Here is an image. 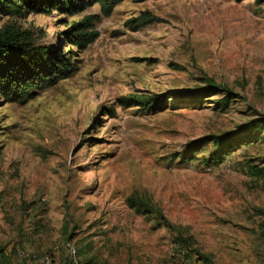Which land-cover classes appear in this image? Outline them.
Instances as JSON below:
<instances>
[{
    "label": "rangeland",
    "instance_id": "obj_1",
    "mask_svg": "<svg viewBox=\"0 0 264 264\" xmlns=\"http://www.w3.org/2000/svg\"><path fill=\"white\" fill-rule=\"evenodd\" d=\"M93 13L0 29L68 50ZM95 29L69 77L0 101V264H264V128L241 127L264 120V0H124ZM231 131L211 159L201 139Z\"/></svg>",
    "mask_w": 264,
    "mask_h": 264
},
{
    "label": "trees",
    "instance_id": "obj_2",
    "mask_svg": "<svg viewBox=\"0 0 264 264\" xmlns=\"http://www.w3.org/2000/svg\"><path fill=\"white\" fill-rule=\"evenodd\" d=\"M124 0H0V16L28 14H48L57 12L62 15H75L87 8L97 5L99 13L84 15L64 29L58 39L73 48L64 50V44H38L27 30L4 26L0 29V101L3 103H23L31 99L37 89L51 86L59 80L69 77L77 70V54L83 51L98 36L95 23L101 16H109L114 8ZM239 1V0H237ZM142 25V24H140ZM198 98L209 95H221L225 104L232 98L227 88L208 84L194 90ZM168 98L166 93L153 94L143 100L149 110L156 108ZM134 99L122 98V105H134ZM142 103V102H141ZM252 121L242 124L247 130L260 131L264 120L251 125ZM250 126V127H248ZM236 131L222 135H212L203 142L214 146L211 159L220 160L233 147ZM193 144V143H192ZM190 147V145H189ZM193 152L185 156L186 161L193 159Z\"/></svg>",
    "mask_w": 264,
    "mask_h": 264
}]
</instances>
